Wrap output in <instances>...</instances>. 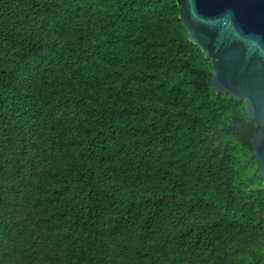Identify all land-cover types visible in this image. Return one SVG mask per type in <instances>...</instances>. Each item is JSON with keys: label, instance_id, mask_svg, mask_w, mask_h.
Instances as JSON below:
<instances>
[{"label": "trees", "instance_id": "16d2710c", "mask_svg": "<svg viewBox=\"0 0 264 264\" xmlns=\"http://www.w3.org/2000/svg\"><path fill=\"white\" fill-rule=\"evenodd\" d=\"M176 0H0V264H264L243 100Z\"/></svg>", "mask_w": 264, "mask_h": 264}, {"label": "water", "instance_id": "95a60500", "mask_svg": "<svg viewBox=\"0 0 264 264\" xmlns=\"http://www.w3.org/2000/svg\"><path fill=\"white\" fill-rule=\"evenodd\" d=\"M188 38L209 60L217 93L243 100L259 129L250 143L264 178V0H176Z\"/></svg>", "mask_w": 264, "mask_h": 264}]
</instances>
